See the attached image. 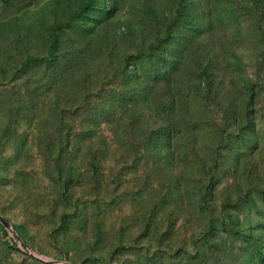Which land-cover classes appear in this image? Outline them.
I'll return each instance as SVG.
<instances>
[{"label":"rangeland","instance_id":"obj_1","mask_svg":"<svg viewBox=\"0 0 264 264\" xmlns=\"http://www.w3.org/2000/svg\"><path fill=\"white\" fill-rule=\"evenodd\" d=\"M0 217V264H264V0H0Z\"/></svg>","mask_w":264,"mask_h":264},{"label":"trees","instance_id":"obj_2","mask_svg":"<svg viewBox=\"0 0 264 264\" xmlns=\"http://www.w3.org/2000/svg\"><path fill=\"white\" fill-rule=\"evenodd\" d=\"M150 74H153V76L155 77H159V78H168V72L165 71V70H158L156 72H153V73H150ZM133 94H135V92H133ZM128 96H133L132 93H128ZM116 98V95H112L110 96V100H114ZM97 113V112H95ZM3 226V225H2Z\"/></svg>","mask_w":264,"mask_h":264},{"label":"water","instance_id":"obj_3","mask_svg":"<svg viewBox=\"0 0 264 264\" xmlns=\"http://www.w3.org/2000/svg\"><path fill=\"white\" fill-rule=\"evenodd\" d=\"M0 219L5 225L9 224L8 221H6L4 218L0 217ZM47 261L52 262V260H47Z\"/></svg>","mask_w":264,"mask_h":264}]
</instances>
